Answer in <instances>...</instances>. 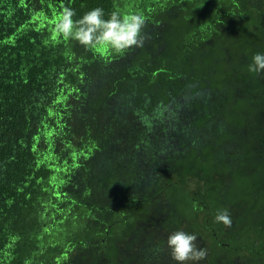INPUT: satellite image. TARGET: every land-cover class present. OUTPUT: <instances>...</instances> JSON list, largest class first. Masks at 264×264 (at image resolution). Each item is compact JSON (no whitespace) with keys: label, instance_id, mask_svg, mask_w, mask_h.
Instances as JSON below:
<instances>
[{"label":"trees","instance_id":"obj_1","mask_svg":"<svg viewBox=\"0 0 264 264\" xmlns=\"http://www.w3.org/2000/svg\"><path fill=\"white\" fill-rule=\"evenodd\" d=\"M232 1L0 0V264H129L135 249L118 240L124 234L117 236L118 229L133 219L138 202L148 203L175 190L180 205L172 204L166 212L180 218L177 223L187 222V232L208 234L209 244L202 246L209 249L206 264H239L237 259L253 256L264 264V207L258 201L264 193V72L241 66L252 63L245 52L251 49L250 42L258 40L255 35L251 40L244 34L232 38V34L225 43L215 26L221 3L230 6ZM245 1L251 12L264 4V0L259 6L251 0L234 2L236 9L227 10L241 19L234 26L249 17V12L244 13ZM95 7H102L106 15L113 11L142 14L146 19L143 47L119 54L86 48L56 32L55 24L65 9L75 11V20ZM263 24L264 20H250L247 28ZM230 40L238 43L235 46ZM232 45L238 48L231 51ZM213 51L223 52L226 64L223 70L218 68L223 86L211 93L222 92L220 98L234 100L247 96L252 102L248 114L235 109L246 121L192 120L198 128L178 132L193 136L189 146L179 147L182 157L173 164L180 165L178 179L167 170L171 180L158 184L143 199L135 200L137 192L128 189L123 193L102 189L96 197L90 182L91 177H99L98 157L116 152L120 139L97 138L89 116L102 115L101 104L108 107L113 102L117 113L122 108L117 94L148 89L159 79L164 83L158 86V99H167L166 86L176 92L186 85L198 87V76L207 77L208 72L193 76L186 69L209 54L208 63ZM233 56L240 64L227 68ZM197 99L192 101L193 111ZM226 128L227 136L222 137ZM204 145L209 146L207 153L199 150ZM211 151L216 154L215 167L224 163L227 176L222 170L206 169ZM157 170L159 166H154L156 175L165 173V168ZM124 194L131 205L113 207ZM222 209L229 210L231 227L215 222ZM149 259L160 263L164 256L158 252Z\"/></svg>","mask_w":264,"mask_h":264},{"label":"rangeland","instance_id":"obj_2","mask_svg":"<svg viewBox=\"0 0 264 264\" xmlns=\"http://www.w3.org/2000/svg\"><path fill=\"white\" fill-rule=\"evenodd\" d=\"M251 1L256 6H259L261 2L263 3V0ZM234 2L239 4L240 0H233L232 3H229L230 6L227 5V2L221 3L220 15L217 14L218 19L215 26H218L221 29V33L224 34L222 40L226 43L227 38L232 34H234L232 38L238 35L240 39V35L244 34L245 37L252 40L254 39L252 36L255 35V38H258V40L250 42L251 49L246 50V57L248 58V56H250L252 58L257 52L264 53V26H259L254 30L253 28L252 30L247 28L250 20H256V22H262L264 20V4L262 8H253L251 12L252 6L245 1L244 13L249 12V17L244 23L234 26V24L241 22V19L236 17L237 15H232L233 11H231V15L229 13L227 14V10L232 8H234V10L236 9L237 5H234ZM166 17L171 18V15H167ZM200 22L202 23V21ZM260 40L263 43H260ZM230 41V44L235 46L236 43H238L237 40ZM259 44L261 51H257ZM233 45L231 46V51L238 48H234ZM234 52L239 53L238 50ZM208 57L209 54L205 56L203 61L194 62L186 69V71L192 72L193 76L208 72L207 77L198 76V87H196L195 84L186 85L183 90L176 92L173 88L166 86V89H168L166 94L167 99H158L156 97L160 92L158 86H160L161 82L164 83L162 79H159L155 85L150 84L148 89L143 88L141 91L136 89L130 95H123L122 93L119 96L117 94V104L122 105V108H117V113H113V107L114 104H116V102H113L108 107L107 103L105 105L101 104L100 108L104 110L102 115L95 113L89 116L90 125L94 126V135L97 138L101 140L102 137L104 138L108 135L120 139L119 145L115 148L117 151H113V153H111L112 155L107 153L106 155L97 156L99 160L101 159L97 171L99 177H91L90 182V184L96 188V197L99 196L102 189L105 190L103 192L115 189L116 192L120 193L128 189L130 193L137 192L134 193V196H138L134 197L135 200L143 199L145 195L151 194V191H156V186L158 184H166L171 180L170 175L167 174V170L168 173L172 175L171 177L176 178V175L180 173V165L179 163H175L173 166V164L174 162H178L182 157L179 147L187 146L188 143L192 141L193 137L189 132L182 135L178 132H187L189 126L198 128L193 124L192 120L197 122L206 120L214 123L217 120L220 121L222 118L227 123V117H232L234 122H239L241 118L243 121H246L245 117L235 112V109L238 108L237 111L242 113V115L243 113L248 114L251 106L250 103L252 102L249 101L247 96L242 95L236 100L230 97L228 99H231V101L230 104H228V99L220 98L224 96L222 92H219L218 95L216 93H211L214 87L223 86L222 80L218 78L219 75L221 76V73L218 74V68H220V71L223 70L226 62H224L223 52L213 51L212 59L206 63L205 61ZM231 59L230 62L227 61V68L240 64L236 57L233 56ZM186 64L187 63L182 62L183 66ZM241 66L248 68L247 63ZM206 91H208V94L206 93L202 98L201 94ZM198 95H200L199 99H197ZM194 99H197L195 102L196 111H193L194 102L192 101ZM251 108L254 109V107ZM219 129L220 128H218V130ZM223 132L222 137L227 136V128L226 131ZM102 141H104V139ZM199 150L203 153L210 151L208 145L201 146ZM194 152L195 150H193V153ZM212 154L213 152L211 151L208 156ZM215 159L216 154L214 153L211 158L212 161L208 160L206 162V169H211V172L222 170V175L227 176V170L224 171V163L218 164V166L215 167V165H217L214 164ZM184 164L186 165L187 163ZM182 165L183 163H181V168ZM154 166H159V170L165 168V173L157 170L159 172L156 175L154 172L155 170L153 171ZM196 170L198 169H195V171ZM178 176L176 179H178ZM225 181L227 182V180ZM127 185H129V187ZM188 188L192 190L196 189L195 185H188ZM114 195L117 194L115 193ZM167 196L171 199V203L167 201ZM167 196L163 192L162 198L158 197V199H153L148 203H142L143 200L138 202V208L134 211L135 214L132 217L133 219L125 226L118 229L120 231H117V236L124 233L118 240L128 243L129 245L131 244L132 248L135 249L133 254L129 255L130 258H133L129 260V264H142L139 262L141 259H144V264H152L153 262L149 257L155 256L158 252L162 253L164 260L160 263L154 261L155 263L153 264H176V262L172 260L166 246L167 236L176 230L186 231L185 224H187V222L185 224L182 222L177 223L176 221L180 220V218H176L173 214L171 215L169 211L166 212L168 209H171L170 206L172 207V204L173 207L174 205L177 207L180 205L179 191H170L167 193ZM127 197V194L119 196V201L114 202L112 206L117 209L120 207H129L131 203ZM185 212L191 214L188 208H186ZM176 225H180V228L173 230ZM197 236L198 247L202 248V246H208V234L204 233V237H202L201 234ZM206 250V258L200 261L199 264H206L208 259H210L209 249ZM146 254L149 257H147ZM236 261L239 264H262V259L261 261H255L254 256L249 259L247 257L242 260L237 259ZM189 264H192V262H189Z\"/></svg>","mask_w":264,"mask_h":264},{"label":"clouds","instance_id":"obj_3","mask_svg":"<svg viewBox=\"0 0 264 264\" xmlns=\"http://www.w3.org/2000/svg\"><path fill=\"white\" fill-rule=\"evenodd\" d=\"M73 9H65L55 24L56 32L65 39H72L88 47L101 50L109 49L123 54L127 50L143 47L145 36L143 29L146 19L142 14H121L113 11L106 15L102 7L85 12L78 19ZM248 70L254 73L264 72V53L257 52L252 57ZM215 222L231 227L232 218L228 209L217 212ZM198 236L184 230H176L167 236L166 246L176 264H199L207 256L205 248L198 247Z\"/></svg>","mask_w":264,"mask_h":264},{"label":"flooded vegetation","instance_id":"obj_4","mask_svg":"<svg viewBox=\"0 0 264 264\" xmlns=\"http://www.w3.org/2000/svg\"><path fill=\"white\" fill-rule=\"evenodd\" d=\"M229 178H231V177H229ZM261 192H264V191H261ZM258 201H259V204H260L262 207H264V193H263V194L261 193V196H259ZM140 202H141V201H140Z\"/></svg>","mask_w":264,"mask_h":264}]
</instances>
